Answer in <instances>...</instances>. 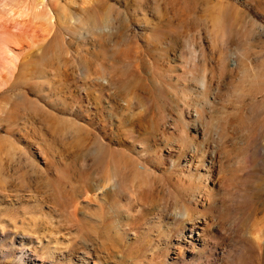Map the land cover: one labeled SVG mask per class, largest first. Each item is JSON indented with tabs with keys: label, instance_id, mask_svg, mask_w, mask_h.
Listing matches in <instances>:
<instances>
[{
	"label": "rangeland",
	"instance_id": "1",
	"mask_svg": "<svg viewBox=\"0 0 264 264\" xmlns=\"http://www.w3.org/2000/svg\"><path fill=\"white\" fill-rule=\"evenodd\" d=\"M0 139V264H264V0H0Z\"/></svg>",
	"mask_w": 264,
	"mask_h": 264
},
{
	"label": "bare ground",
	"instance_id": "2",
	"mask_svg": "<svg viewBox=\"0 0 264 264\" xmlns=\"http://www.w3.org/2000/svg\"><path fill=\"white\" fill-rule=\"evenodd\" d=\"M39 5L40 4L38 3L37 6L32 11L33 12L32 13L33 14V19L34 18H36V19L38 18V20H39V18L45 19V17L47 19V17H48L51 20L53 18L52 15H45V13H43V9H41V7ZM24 8H27V6H25ZM14 14H16V13H14ZM28 14H29L28 11L27 12H24V13L22 11H19L18 12V15L27 16ZM11 15H12V13H11ZM17 17L18 16H16V18ZM30 17H32V16L30 15ZM27 19H28L27 17L24 18V21L16 19L15 20L16 21L15 23H17L16 26L18 25V23H25ZM205 19H206L207 22L211 23L208 28L210 29V27H211V32L215 36V39H218V40L221 39L225 35V33L227 31V25L224 24L223 19L221 18V16L220 17H215V18L213 17V18H210V19L206 17ZM31 21H32V19H31ZM28 23L31 24L30 22H28ZM20 26H22V24ZM7 28H6V31L8 30ZM22 28H24V27H21V29ZM26 28H28L27 25H26ZM13 29H15V28H13ZM9 31H11V29H9ZM46 31H48L47 28H46ZM15 33H19L18 35L22 34L23 36H26V34L25 35L23 34L24 32L23 33L22 32L20 33V31H18V32H15ZM14 36H15V34H14ZM16 37H18V36H16ZM258 82L259 81H258V79L256 77L252 80V83L254 84V86ZM237 89L238 88L236 86V90ZM241 90H242V88H241ZM191 145H192V148H193V149L191 148L192 151H196V148L193 145V143H191ZM4 148H5V142L2 139H0V150H4ZM192 155H193V153H192ZM111 162L112 163H111V165L108 168V172L109 173H111L112 169L115 167L113 165V163H119V166H120V168H122L123 171H122L121 175L118 176V178H117L116 181L115 180H112V176H109V183L108 184L110 185V187L112 189H116V191L117 192H120V193L129 192L131 196H132V194H142V189L143 188L145 189V185H147L148 176H149V174L151 172L149 170V168L146 166V164H143V163H134L127 155H113L111 157ZM186 167H187L188 170L187 171H183L184 173H182V177H186V175L188 176V174L190 173L191 166L187 163ZM194 192H192L190 195H192V198H195L196 199ZM189 213H190V211L187 210V209H185L179 215H181V216L184 217L185 215H188ZM189 218H192V217L189 216ZM199 218H197L195 220H192L191 219L190 221H188L190 223V225H191L189 227L190 228V231H191V236H194L195 231H200V230H202L204 228V226L207 225L206 224L207 223V220L206 219H199ZM178 249H180V247H178Z\"/></svg>",
	"mask_w": 264,
	"mask_h": 264
}]
</instances>
